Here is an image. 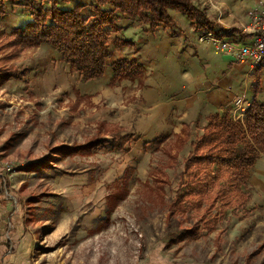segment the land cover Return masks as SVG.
Instances as JSON below:
<instances>
[{
	"label": "rangeland",
	"instance_id": "374dc122",
	"mask_svg": "<svg viewBox=\"0 0 264 264\" xmlns=\"http://www.w3.org/2000/svg\"><path fill=\"white\" fill-rule=\"evenodd\" d=\"M94 3L59 6H81L89 17ZM29 20L27 7L8 5L0 34ZM114 33L112 53L118 49ZM1 35L0 68L25 74L0 82V264H264V189L254 182L244 188L251 195L245 206H216L210 231L198 212L169 216L182 159L199 130L177 158L180 134L161 147L142 149L134 139L125 151L107 143L57 154L55 148L86 142L102 123L110 141L118 126L136 134L145 108L126 88L109 97L88 89L50 45L13 47ZM127 167L133 170L126 179ZM197 220L196 236L176 239Z\"/></svg>",
	"mask_w": 264,
	"mask_h": 264
},
{
	"label": "trees",
	"instance_id": "16d2710c",
	"mask_svg": "<svg viewBox=\"0 0 264 264\" xmlns=\"http://www.w3.org/2000/svg\"><path fill=\"white\" fill-rule=\"evenodd\" d=\"M67 1L0 0V16L6 14L8 5L25 6L31 16L23 27L2 35L13 47L50 45L84 82L102 78L108 66L113 74L111 85L123 79H135L145 71L136 58L112 59L108 43L112 32L121 29L117 22L124 17L149 24L154 31L159 24L174 27L170 10L177 9L185 13L201 32L221 29L192 0H95L91 7L93 14L89 17L84 15L81 6L70 9L59 6ZM127 44L129 41L117 39L118 47ZM6 69L0 68V82L21 79L25 74L11 67ZM262 76L263 80L257 77L254 97L242 120L234 119L229 111L212 113L207 117L208 124L203 132L191 141L192 148L183 160V170L179 174L175 198L170 203L169 216L178 214L179 218H183L198 212L203 227L210 231L214 227L212 219H217V216L209 215L216 206L237 209L249 201L251 195L244 188L249 185L256 162L264 154V98L259 96L264 94V72ZM133 137V134L120 135L116 131L109 141L97 132L84 143L55 149L57 154H71L91 151L111 143L112 149L124 150ZM189 137L187 128L186 139ZM199 223L197 220L195 225L181 229L176 239L196 236Z\"/></svg>",
	"mask_w": 264,
	"mask_h": 264
},
{
	"label": "crops",
	"instance_id": "0c3cea01",
	"mask_svg": "<svg viewBox=\"0 0 264 264\" xmlns=\"http://www.w3.org/2000/svg\"><path fill=\"white\" fill-rule=\"evenodd\" d=\"M192 1L221 29L201 32L177 9L170 10L174 27L159 24L154 31L149 24L132 25L131 19L126 17L117 22L121 29L114 35L129 44L117 46L112 59L136 58L145 71L135 79H123L111 85L113 74L108 66L102 78L84 82L88 89L105 97L124 92L126 88L125 94L138 98L145 108L136 118V134L123 133L118 126V134H133L134 137L124 150L116 151H125L134 139L142 149L152 144L161 147L164 141L180 134L181 141L174 154L177 158L193 130H199L198 135L203 132L210 114L229 111L233 115L239 103L249 104L253 99L254 84L264 72V64L253 67L249 61H239L235 52L218 50L214 39L231 41L238 46L252 42L253 34L243 26L250 22L249 12L264 6V0H202L201 6ZM208 34L215 38L207 37ZM97 85L101 87L95 88ZM103 125L97 129L100 134ZM187 128L189 139H186ZM132 170L131 167L125 169L126 179ZM250 181L264 189L263 156L256 162L254 172L252 169Z\"/></svg>",
	"mask_w": 264,
	"mask_h": 264
},
{
	"label": "built area",
	"instance_id": "2783aa9c",
	"mask_svg": "<svg viewBox=\"0 0 264 264\" xmlns=\"http://www.w3.org/2000/svg\"><path fill=\"white\" fill-rule=\"evenodd\" d=\"M250 22L247 26H243L245 31L253 34V40L250 43L238 46L236 43L214 39L218 50L235 52L239 61H249L251 66L256 67L264 64V6L254 8L249 12ZM207 37H214L208 34ZM249 104L238 105L236 112L233 113L234 119H243L244 112Z\"/></svg>",
	"mask_w": 264,
	"mask_h": 264
}]
</instances>
